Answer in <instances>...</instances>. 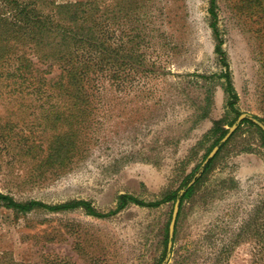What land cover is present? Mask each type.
Returning a JSON list of instances; mask_svg holds the SVG:
<instances>
[{"label": "rangeland", "instance_id": "374dc122", "mask_svg": "<svg viewBox=\"0 0 264 264\" xmlns=\"http://www.w3.org/2000/svg\"><path fill=\"white\" fill-rule=\"evenodd\" d=\"M159 2L165 15L157 26L171 45L148 56L162 66L157 77L139 76L126 92L107 85L88 146L64 169L42 173L36 158L7 155L0 144V192L49 205L86 200L104 217L84 209L19 215L0 206V264H162L175 203L117 210L119 196L158 201L195 170L193 185L202 180L179 211L167 264H262L264 123L255 117L264 120V13L251 0H217L239 96L228 132L250 117L204 176L213 127L235 116L226 107L210 0Z\"/></svg>", "mask_w": 264, "mask_h": 264}, {"label": "trees", "instance_id": "16d2710c", "mask_svg": "<svg viewBox=\"0 0 264 264\" xmlns=\"http://www.w3.org/2000/svg\"><path fill=\"white\" fill-rule=\"evenodd\" d=\"M251 3L264 13V0ZM159 5V0H0V105L5 110H0V148L7 155L18 152L36 158L42 173L64 169L88 146L107 85L126 92L139 76L140 80L157 77L162 66L148 56H161L159 52L171 45L157 26L165 15ZM209 14L217 40L215 52L223 66L220 77L226 84V107L229 114H235L232 120L218 121L213 127L211 151L220 145L228 133L226 126H232L240 112L239 96L222 49L217 0H210ZM245 123L250 121L246 119ZM219 153L205 166L204 176ZM195 173L158 201L145 202L122 194L117 210L129 204L153 208L177 200L182 209L202 180L189 187ZM0 206L19 215L36 210L84 209L90 215L104 217L86 200L49 205L38 200L20 202L0 192ZM260 254L264 264V248ZM8 264L24 263L12 260Z\"/></svg>", "mask_w": 264, "mask_h": 264}, {"label": "water", "instance_id": "95a60500", "mask_svg": "<svg viewBox=\"0 0 264 264\" xmlns=\"http://www.w3.org/2000/svg\"><path fill=\"white\" fill-rule=\"evenodd\" d=\"M248 117H250V116L242 115L239 118V120L237 121L236 125H234L232 128H230L228 134L223 138V140L221 141L220 145H222L223 143H225L230 138V136L235 132V130L237 128V125L239 123H241V121L243 119L248 118ZM220 145H218V146H216L214 148V150L209 155L208 160L205 161L204 166L210 161V159H212L215 156V154L219 150ZM193 181L189 184V187L193 185ZM179 211H180V200H177L175 202L174 212H173L172 221H171L170 229H169V243H168L167 258H166L165 262L162 263V264H167V262L169 261V259L171 257V252H172V249H173V239H174V234H175L176 223H177Z\"/></svg>", "mask_w": 264, "mask_h": 264}]
</instances>
